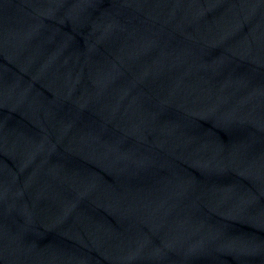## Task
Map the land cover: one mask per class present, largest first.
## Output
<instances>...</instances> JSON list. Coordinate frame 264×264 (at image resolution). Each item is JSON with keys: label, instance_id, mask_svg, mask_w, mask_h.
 <instances>
[{"label": "water", "instance_id": "water-1", "mask_svg": "<svg viewBox=\"0 0 264 264\" xmlns=\"http://www.w3.org/2000/svg\"><path fill=\"white\" fill-rule=\"evenodd\" d=\"M237 6L264 15V0H224Z\"/></svg>", "mask_w": 264, "mask_h": 264}]
</instances>
